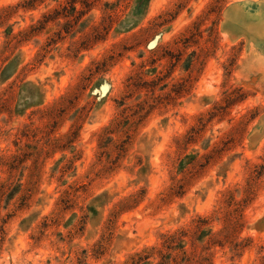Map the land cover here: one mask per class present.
Returning a JSON list of instances; mask_svg holds the SVG:
<instances>
[{
	"label": "rangeland",
	"instance_id": "rangeland-1",
	"mask_svg": "<svg viewBox=\"0 0 264 264\" xmlns=\"http://www.w3.org/2000/svg\"><path fill=\"white\" fill-rule=\"evenodd\" d=\"M0 264H264V0H0Z\"/></svg>",
	"mask_w": 264,
	"mask_h": 264
},
{
	"label": "trees",
	"instance_id": "trees-1",
	"mask_svg": "<svg viewBox=\"0 0 264 264\" xmlns=\"http://www.w3.org/2000/svg\"><path fill=\"white\" fill-rule=\"evenodd\" d=\"M182 232V231H181ZM184 233L186 234L187 231H184ZM182 234L179 235L175 232L171 233V234H168L166 236V242H167V247H172L176 242H179V244L181 243L182 241V238H181ZM203 259V258H202Z\"/></svg>",
	"mask_w": 264,
	"mask_h": 264
},
{
	"label": "bare ground",
	"instance_id": "bare-ground-1",
	"mask_svg": "<svg viewBox=\"0 0 264 264\" xmlns=\"http://www.w3.org/2000/svg\"><path fill=\"white\" fill-rule=\"evenodd\" d=\"M258 12V10L257 9H255V10H253V12L252 11H250V9L247 11V14H250V16L254 13V14H256ZM258 15V14H257ZM255 16V15H254Z\"/></svg>",
	"mask_w": 264,
	"mask_h": 264
}]
</instances>
